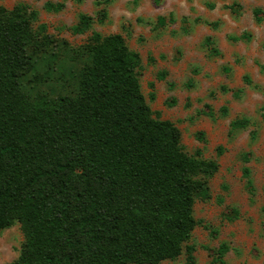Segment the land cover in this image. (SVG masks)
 <instances>
[{"label":"trees","instance_id":"1","mask_svg":"<svg viewBox=\"0 0 264 264\" xmlns=\"http://www.w3.org/2000/svg\"><path fill=\"white\" fill-rule=\"evenodd\" d=\"M44 8L59 11L63 3ZM37 19L24 2L0 5V231L17 221L24 237L6 264L175 259L197 224L195 195H207L217 163L188 155L174 123L152 116L140 57L120 34L94 31L71 46L44 24L34 27ZM90 25L81 13L72 30ZM53 81L59 91L38 89ZM248 124L236 118L230 126ZM242 170L251 186L249 168ZM228 249L221 243L212 264H227ZM193 251L185 246L187 264Z\"/></svg>","mask_w":264,"mask_h":264},{"label":"rangeland","instance_id":"2","mask_svg":"<svg viewBox=\"0 0 264 264\" xmlns=\"http://www.w3.org/2000/svg\"><path fill=\"white\" fill-rule=\"evenodd\" d=\"M46 1L63 8L47 10ZM21 2L38 12L34 27L44 24L47 33L71 46L94 31L120 34L140 57V89L152 116L174 123L188 155L217 163L207 195H195L197 224L182 253L157 264H187L186 245L194 247L192 264H212L223 242L229 247L227 264H264V0H0V5ZM81 13L91 17V25L74 33ZM59 86L53 81L38 89L54 93ZM236 118L249 124L232 129ZM23 241L19 222L2 229L0 264L16 259Z\"/></svg>","mask_w":264,"mask_h":264}]
</instances>
